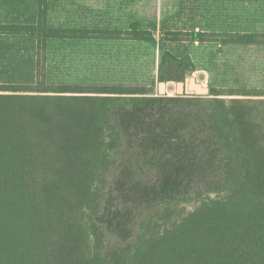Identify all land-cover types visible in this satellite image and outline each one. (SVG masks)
Wrapping results in <instances>:
<instances>
[{
    "label": "trees",
    "instance_id": "1",
    "mask_svg": "<svg viewBox=\"0 0 264 264\" xmlns=\"http://www.w3.org/2000/svg\"><path fill=\"white\" fill-rule=\"evenodd\" d=\"M47 16L48 0H36L33 18L0 22V36L31 38L35 55L33 82L0 83V264H264V89L168 96L50 83V41L154 35L138 21L53 26ZM162 40L251 44L264 33L166 30ZM167 57L161 81L194 70L169 75ZM110 178L117 194L103 202ZM192 194L193 208L173 212ZM146 203L162 223L107 248V234L129 238Z\"/></svg>",
    "mask_w": 264,
    "mask_h": 264
},
{
    "label": "rangeland",
    "instance_id": "2",
    "mask_svg": "<svg viewBox=\"0 0 264 264\" xmlns=\"http://www.w3.org/2000/svg\"><path fill=\"white\" fill-rule=\"evenodd\" d=\"M35 10L36 0H0V22L27 21L34 17ZM47 17L53 26L91 28L127 29L131 22L138 21L141 28L151 30L154 35L152 41H50L46 62V78L50 83L145 86L159 95L158 68L162 56L168 52L174 58L163 61L169 75L175 76L179 69L188 66L194 70L185 77L203 74L202 83L208 88L237 92L264 89V43L162 40L166 30L264 33V0H48ZM34 64L31 38L0 36V83L33 82ZM164 82V95H175L177 81ZM109 194H117L111 178L103 202ZM196 197L192 194L170 208L183 213L193 208ZM147 205L134 209L129 238L118 241L116 236L107 234V248L113 245L126 248L142 233L150 231V227L156 229L162 223V213L156 214L155 209L148 211Z\"/></svg>",
    "mask_w": 264,
    "mask_h": 264
},
{
    "label": "water",
    "instance_id": "3",
    "mask_svg": "<svg viewBox=\"0 0 264 264\" xmlns=\"http://www.w3.org/2000/svg\"><path fill=\"white\" fill-rule=\"evenodd\" d=\"M204 75L199 74L198 77L188 76L183 81H177L176 94L177 95H200L206 96L209 94V88L204 86L202 81ZM171 89V88H170ZM157 90L159 95L166 94V82L158 81Z\"/></svg>",
    "mask_w": 264,
    "mask_h": 264
},
{
    "label": "crops",
    "instance_id": "4",
    "mask_svg": "<svg viewBox=\"0 0 264 264\" xmlns=\"http://www.w3.org/2000/svg\"><path fill=\"white\" fill-rule=\"evenodd\" d=\"M72 27H75V26H72ZM91 28V27H90Z\"/></svg>",
    "mask_w": 264,
    "mask_h": 264
}]
</instances>
